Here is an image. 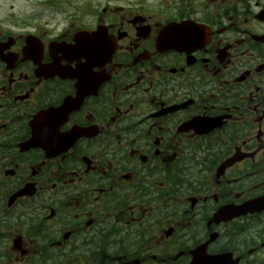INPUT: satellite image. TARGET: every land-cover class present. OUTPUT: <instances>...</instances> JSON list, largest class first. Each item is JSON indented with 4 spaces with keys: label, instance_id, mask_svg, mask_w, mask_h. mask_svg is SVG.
I'll return each mask as SVG.
<instances>
[{
    "label": "flooded vegetation",
    "instance_id": "obj_1",
    "mask_svg": "<svg viewBox=\"0 0 264 264\" xmlns=\"http://www.w3.org/2000/svg\"><path fill=\"white\" fill-rule=\"evenodd\" d=\"M0 264H264V0H0Z\"/></svg>",
    "mask_w": 264,
    "mask_h": 264
}]
</instances>
